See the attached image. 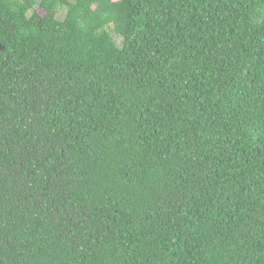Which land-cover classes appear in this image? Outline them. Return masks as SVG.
Instances as JSON below:
<instances>
[{
    "label": "trees",
    "instance_id": "trees-1",
    "mask_svg": "<svg viewBox=\"0 0 264 264\" xmlns=\"http://www.w3.org/2000/svg\"><path fill=\"white\" fill-rule=\"evenodd\" d=\"M0 264H264V0H0Z\"/></svg>",
    "mask_w": 264,
    "mask_h": 264
},
{
    "label": "rangeland",
    "instance_id": "rangeland-1",
    "mask_svg": "<svg viewBox=\"0 0 264 264\" xmlns=\"http://www.w3.org/2000/svg\"><path fill=\"white\" fill-rule=\"evenodd\" d=\"M65 15V9L61 8L58 10L57 18L62 19ZM111 37L114 39L115 43L120 46V38L116 36L112 31H110Z\"/></svg>",
    "mask_w": 264,
    "mask_h": 264
}]
</instances>
